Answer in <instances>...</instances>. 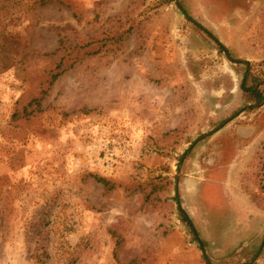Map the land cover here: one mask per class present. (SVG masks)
<instances>
[{
  "label": "rangeland",
  "instance_id": "obj_1",
  "mask_svg": "<svg viewBox=\"0 0 264 264\" xmlns=\"http://www.w3.org/2000/svg\"><path fill=\"white\" fill-rule=\"evenodd\" d=\"M60 1L4 21L0 264H264V0Z\"/></svg>",
  "mask_w": 264,
  "mask_h": 264
},
{
  "label": "trees",
  "instance_id": "obj_2",
  "mask_svg": "<svg viewBox=\"0 0 264 264\" xmlns=\"http://www.w3.org/2000/svg\"><path fill=\"white\" fill-rule=\"evenodd\" d=\"M34 4H39L40 6H45L48 2L56 1L59 3H62L60 0H31ZM20 0H0V73L4 70H7L9 67H11L13 64L17 63L16 55L19 54L18 47H19V41L21 40L18 33L14 32L13 30H8V28L4 25V21L6 20H12L16 17V13L20 10ZM180 11L183 15H185L187 18L189 17L186 11L183 8H180ZM11 23V22H10ZM218 48L220 51H225L222 45H218ZM58 71L53 73L51 78L48 80V86L51 85L65 70L66 68L62 67L61 62H59L57 66ZM247 76L244 74L242 75V79L239 84V89L242 92L245 93H251L255 97V101L261 102L262 96L260 93H258L254 87L247 86ZM46 90H41L42 97L46 95ZM33 98L31 99L30 103H33L36 105V107L39 106V101L41 98ZM17 112H14L10 117V123H16V114ZM32 112H29L25 114V117H29V114ZM26 121L28 118H24ZM16 125V124H15ZM104 188L106 190H111L112 185H110L107 181H104L103 179L100 180ZM182 220L190 226V221L186 218L184 213L180 210V208H177ZM132 263H135V261H132Z\"/></svg>",
  "mask_w": 264,
  "mask_h": 264
}]
</instances>
